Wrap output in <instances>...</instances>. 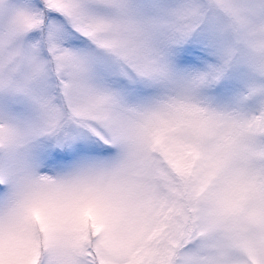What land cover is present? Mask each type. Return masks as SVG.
Segmentation results:
<instances>
[{
    "label": "snow or ice",
    "instance_id": "snow-or-ice-1",
    "mask_svg": "<svg viewBox=\"0 0 264 264\" xmlns=\"http://www.w3.org/2000/svg\"><path fill=\"white\" fill-rule=\"evenodd\" d=\"M0 264H264V0H0Z\"/></svg>",
    "mask_w": 264,
    "mask_h": 264
}]
</instances>
